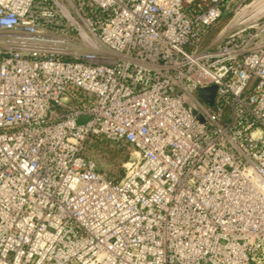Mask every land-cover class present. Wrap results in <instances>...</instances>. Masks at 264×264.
I'll return each instance as SVG.
<instances>
[{
    "label": "built area",
    "instance_id": "1",
    "mask_svg": "<svg viewBox=\"0 0 264 264\" xmlns=\"http://www.w3.org/2000/svg\"><path fill=\"white\" fill-rule=\"evenodd\" d=\"M0 264H264V0H0Z\"/></svg>",
    "mask_w": 264,
    "mask_h": 264
},
{
    "label": "trees",
    "instance_id": "2",
    "mask_svg": "<svg viewBox=\"0 0 264 264\" xmlns=\"http://www.w3.org/2000/svg\"><path fill=\"white\" fill-rule=\"evenodd\" d=\"M103 149H107L106 151L108 154L111 156L112 155V161H113V166L117 165L119 166L122 161H125L129 158V148L126 144H119L115 142H111L109 140H104V139H98V138H92L90 139L85 146V152L86 154L91 157L95 164L97 169L98 168V163L96 160V155L93 156L90 151H98L99 152ZM101 172V170H99ZM124 170L123 169H118V171L114 174H109L103 172L107 177H109L113 181L119 180L123 175H124Z\"/></svg>",
    "mask_w": 264,
    "mask_h": 264
},
{
    "label": "rangeland",
    "instance_id": "3",
    "mask_svg": "<svg viewBox=\"0 0 264 264\" xmlns=\"http://www.w3.org/2000/svg\"><path fill=\"white\" fill-rule=\"evenodd\" d=\"M107 149H103L99 152L96 151H90V153L95 156L96 155V160L98 163V168L101 170V172L109 173V174H114L118 171V169H123L125 171V163L127 160L122 161L119 166L114 165L113 166V161H112V155L110 156L108 152L106 151Z\"/></svg>",
    "mask_w": 264,
    "mask_h": 264
},
{
    "label": "water",
    "instance_id": "4",
    "mask_svg": "<svg viewBox=\"0 0 264 264\" xmlns=\"http://www.w3.org/2000/svg\"><path fill=\"white\" fill-rule=\"evenodd\" d=\"M214 91H215L214 85H208L206 87L199 88L197 90L199 96L202 97L205 101H207L210 104L213 102ZM79 121L80 120H78V122Z\"/></svg>",
    "mask_w": 264,
    "mask_h": 264
}]
</instances>
